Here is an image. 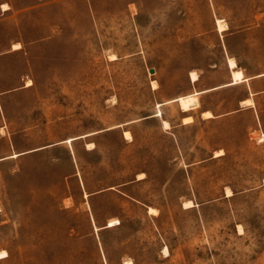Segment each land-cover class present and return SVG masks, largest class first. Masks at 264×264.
<instances>
[{
	"label": "rangeland",
	"instance_id": "374dc122",
	"mask_svg": "<svg viewBox=\"0 0 264 264\" xmlns=\"http://www.w3.org/2000/svg\"><path fill=\"white\" fill-rule=\"evenodd\" d=\"M263 90L264 0H0V264H264Z\"/></svg>",
	"mask_w": 264,
	"mask_h": 264
},
{
	"label": "bare ground",
	"instance_id": "6f19581e",
	"mask_svg": "<svg viewBox=\"0 0 264 264\" xmlns=\"http://www.w3.org/2000/svg\"><path fill=\"white\" fill-rule=\"evenodd\" d=\"M3 7L7 8L8 5L5 3V4H3ZM217 23H218L220 31H223L226 29L227 25L223 19H218ZM18 45H19V43L15 44L13 47H15V46L17 47ZM19 47L20 46H18L17 48H19ZM228 64H229V67L231 69H233V80L230 84H237V83L242 82L244 79H246V78H244V72L242 71V69L237 68V63H236V60L234 58H229ZM191 79H192V81L198 80V74L196 71H191ZM153 83L155 84L156 82L154 81ZM29 84H31V82ZM196 94L197 93L188 94L185 96H181L177 99L180 102V105H181L183 110L191 109V108H193L199 104L198 99L196 97ZM241 103H242V105H250L252 103V99L251 98H245L244 100L241 101ZM202 114L204 117H207V118L213 117V114L210 110H205V111H203ZM186 119H188V117L185 118V120ZM125 136L127 138H130L131 133L129 131H126ZM90 145H93V143H90ZM16 155L17 154H15L13 156H16ZM229 192H231V191H229ZM155 211H156V209L154 207H151V206L149 207V212H155ZM165 251L168 252V249L165 248ZM6 255H7L6 251H4V250L0 251V258L5 257ZM125 264H133V262L131 260H128L125 262Z\"/></svg>",
	"mask_w": 264,
	"mask_h": 264
},
{
	"label": "crops",
	"instance_id": "0c3cea01",
	"mask_svg": "<svg viewBox=\"0 0 264 264\" xmlns=\"http://www.w3.org/2000/svg\"><path fill=\"white\" fill-rule=\"evenodd\" d=\"M5 4V3H4ZM7 4V3H6ZM8 5V4H7ZM11 9V6H8L7 8H4L3 7V9H2V11H8V10H10ZM21 154H24V153H20V154H18V155H21Z\"/></svg>",
	"mask_w": 264,
	"mask_h": 264
},
{
	"label": "water",
	"instance_id": "95a60500",
	"mask_svg": "<svg viewBox=\"0 0 264 264\" xmlns=\"http://www.w3.org/2000/svg\"><path fill=\"white\" fill-rule=\"evenodd\" d=\"M151 72L153 73L154 72V69H151Z\"/></svg>",
	"mask_w": 264,
	"mask_h": 264
},
{
	"label": "trees",
	"instance_id": "16d2710c",
	"mask_svg": "<svg viewBox=\"0 0 264 264\" xmlns=\"http://www.w3.org/2000/svg\"><path fill=\"white\" fill-rule=\"evenodd\" d=\"M264 91V90H263ZM259 93V92H258Z\"/></svg>",
	"mask_w": 264,
	"mask_h": 264
}]
</instances>
